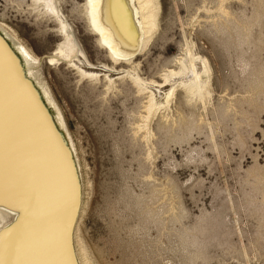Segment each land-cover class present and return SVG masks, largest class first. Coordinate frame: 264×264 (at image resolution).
Wrapping results in <instances>:
<instances>
[{
	"label": "rangeland",
	"instance_id": "rangeland-1",
	"mask_svg": "<svg viewBox=\"0 0 264 264\" xmlns=\"http://www.w3.org/2000/svg\"><path fill=\"white\" fill-rule=\"evenodd\" d=\"M46 1L0 0V28L39 58L74 144L82 196L67 226L80 256L86 245L92 264H264V0H159L155 36L117 61L88 0H55L93 65L163 84L187 50L207 60L208 96L178 88L153 111L127 75L84 77L60 57Z\"/></svg>",
	"mask_w": 264,
	"mask_h": 264
},
{
	"label": "bare ground",
	"instance_id": "bare-ground-1",
	"mask_svg": "<svg viewBox=\"0 0 264 264\" xmlns=\"http://www.w3.org/2000/svg\"><path fill=\"white\" fill-rule=\"evenodd\" d=\"M45 3L46 10L56 14L64 34L65 42L58 48L60 57L82 76L112 80L122 73L127 75L150 93L151 111L168 106L178 88L199 99L209 95L210 65L190 49L179 70L169 71L163 84L144 80L134 70L93 65L87 61L72 27L61 20L56 1ZM159 13V0L87 3L90 25L100 45L108 48L116 61L129 59L147 47L159 28ZM39 63L23 42L0 28V264H92L86 245H81V257L74 245L75 235L71 228L68 230V220L74 219L80 208L81 181L74 158L77 184L73 167L64 156L62 144L75 157L74 144L42 73L34 69ZM38 100L59 139L42 117ZM58 173L64 176L57 179Z\"/></svg>",
	"mask_w": 264,
	"mask_h": 264
},
{
	"label": "water",
	"instance_id": "water-1",
	"mask_svg": "<svg viewBox=\"0 0 264 264\" xmlns=\"http://www.w3.org/2000/svg\"><path fill=\"white\" fill-rule=\"evenodd\" d=\"M1 37H3V36H1ZM7 42V41H6ZM7 44H8V42H7ZM9 45V44H8ZM10 46V45H9ZM36 100V99H35ZM38 104L40 105V111H41V113H42V117L46 120V122H47V124H48V126H49V128H50V130H51V132L53 133V135H54V132H53V126H52V121H51V123L48 121V119H47V115H46V113H45V110H44V106L42 105V103L38 100ZM43 106V107H42ZM51 120V119H50ZM56 133V132H55ZM55 136V135H54ZM59 139V138H58ZM57 141V144L59 145V143H58V140H56ZM60 141V140H59ZM62 141H60V143H61ZM64 144H62V148H64L65 150H64V156H65V158L67 159V161L69 162V164H70V166H72L73 167V169H72V171H73V174H74V172H75V163H74V160H73V157H72V155L70 154V152H68L67 150H66V148L63 146ZM76 172H75V179H76ZM77 180L78 179H76V184H77ZM78 196H79V189H78ZM70 256H71V260H72V262H74V260H73V258H72V252H71V254H70ZM73 264H75V262L73 263Z\"/></svg>",
	"mask_w": 264,
	"mask_h": 264
}]
</instances>
